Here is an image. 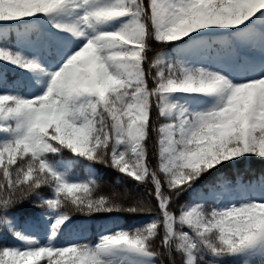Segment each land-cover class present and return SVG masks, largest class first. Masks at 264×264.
<instances>
[{"label":"snow or ice","instance_id":"1","mask_svg":"<svg viewBox=\"0 0 264 264\" xmlns=\"http://www.w3.org/2000/svg\"><path fill=\"white\" fill-rule=\"evenodd\" d=\"M0 264H264V0H0Z\"/></svg>","mask_w":264,"mask_h":264},{"label":"trees","instance_id":"2","mask_svg":"<svg viewBox=\"0 0 264 264\" xmlns=\"http://www.w3.org/2000/svg\"><path fill=\"white\" fill-rule=\"evenodd\" d=\"M96 167H97L98 169H100V171H102V172L111 173L112 176L115 175V173H114L111 169L106 168V166L103 165V164H97ZM109 178H110V177H108V176L105 177L106 180L109 179ZM244 178L247 179V176H245ZM101 191H102V192H107V191H109V188H108L107 186H105L104 188L101 189ZM123 216H124L126 219H128L129 222H130L131 214L125 213V214H123Z\"/></svg>","mask_w":264,"mask_h":264}]
</instances>
